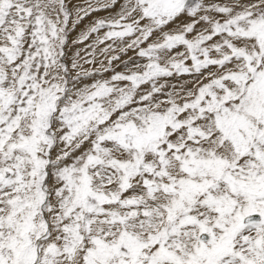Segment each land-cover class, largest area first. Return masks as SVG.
<instances>
[{
    "label": "snow or ice",
    "instance_id": "1",
    "mask_svg": "<svg viewBox=\"0 0 264 264\" xmlns=\"http://www.w3.org/2000/svg\"><path fill=\"white\" fill-rule=\"evenodd\" d=\"M0 264H264V0H0Z\"/></svg>",
    "mask_w": 264,
    "mask_h": 264
}]
</instances>
